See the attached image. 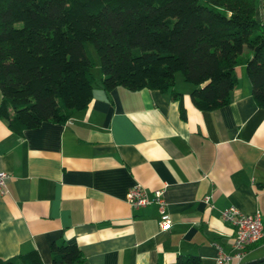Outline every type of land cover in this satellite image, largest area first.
Here are the masks:
<instances>
[{
  "label": "crops",
  "instance_id": "crops-1",
  "mask_svg": "<svg viewBox=\"0 0 264 264\" xmlns=\"http://www.w3.org/2000/svg\"><path fill=\"white\" fill-rule=\"evenodd\" d=\"M256 17L264 24L259 7ZM236 73L230 103L213 111L195 107L194 85L176 77L185 118L171 91L103 85L64 124L19 135L0 118V167L10 174L0 195V256L36 248L51 264V244L65 239L84 264H175L187 254L218 264L217 244L230 251L235 239L222 211L264 213V108L245 63ZM136 184L150 195L165 190L170 228L161 229L156 204L127 202ZM262 240L243 264L264 257Z\"/></svg>",
  "mask_w": 264,
  "mask_h": 264
},
{
  "label": "trees",
  "instance_id": "trees-1",
  "mask_svg": "<svg viewBox=\"0 0 264 264\" xmlns=\"http://www.w3.org/2000/svg\"><path fill=\"white\" fill-rule=\"evenodd\" d=\"M260 0H0V118L23 135L44 122L66 123L94 96V46L105 91L119 86L171 91L182 72L202 111L231 101L245 63L264 108V24ZM249 51V55H246ZM258 241L248 247L254 248ZM51 264H84L81 248L51 244ZM0 264H45L36 248ZM175 264H201L197 254Z\"/></svg>",
  "mask_w": 264,
  "mask_h": 264
},
{
  "label": "built area",
  "instance_id": "built-area-1",
  "mask_svg": "<svg viewBox=\"0 0 264 264\" xmlns=\"http://www.w3.org/2000/svg\"><path fill=\"white\" fill-rule=\"evenodd\" d=\"M259 8L264 11V0H260ZM10 174L0 167V195L7 192V180ZM209 202V199H206ZM127 202L133 208L156 204L161 215V229H168L172 225V219L167 212V199L164 189H158L152 195L144 186L136 184L127 192ZM222 218L235 227V239L230 251H225L222 245L217 244L218 264H243L244 256L250 245L264 239V213L256 211L252 214L242 212L235 205H230L222 211Z\"/></svg>",
  "mask_w": 264,
  "mask_h": 264
},
{
  "label": "rangeland",
  "instance_id": "rangeland-1",
  "mask_svg": "<svg viewBox=\"0 0 264 264\" xmlns=\"http://www.w3.org/2000/svg\"><path fill=\"white\" fill-rule=\"evenodd\" d=\"M91 50H92L94 57H95V60H96V66H95V68H93V74L95 76L94 85L95 86L102 85V82H101L102 71H101L99 56H98L94 46H91ZM176 77L178 79V77H184V75L182 72H178Z\"/></svg>",
  "mask_w": 264,
  "mask_h": 264
},
{
  "label": "water",
  "instance_id": "water-1",
  "mask_svg": "<svg viewBox=\"0 0 264 264\" xmlns=\"http://www.w3.org/2000/svg\"><path fill=\"white\" fill-rule=\"evenodd\" d=\"M244 264H264V257L262 258H259V259H255V260H252V261H248Z\"/></svg>",
  "mask_w": 264,
  "mask_h": 264
}]
</instances>
